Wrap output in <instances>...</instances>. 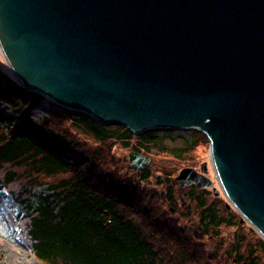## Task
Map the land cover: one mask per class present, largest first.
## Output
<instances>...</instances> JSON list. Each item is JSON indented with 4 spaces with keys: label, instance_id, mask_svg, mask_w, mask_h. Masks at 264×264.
Masks as SVG:
<instances>
[{
    "label": "water",
    "instance_id": "95a60500",
    "mask_svg": "<svg viewBox=\"0 0 264 264\" xmlns=\"http://www.w3.org/2000/svg\"><path fill=\"white\" fill-rule=\"evenodd\" d=\"M0 49L23 87L96 121L197 126L219 189L206 162L176 180L264 239V0H0Z\"/></svg>",
    "mask_w": 264,
    "mask_h": 264
},
{
    "label": "trees",
    "instance_id": "16d2710c",
    "mask_svg": "<svg viewBox=\"0 0 264 264\" xmlns=\"http://www.w3.org/2000/svg\"><path fill=\"white\" fill-rule=\"evenodd\" d=\"M37 97L36 94L20 88L14 83L13 78L0 71V101L14 103L17 98H21L25 107ZM20 111L22 112V109ZM54 118L56 117L52 118L53 121ZM49 121L50 119L43 125H37L24 115L20 134L6 135L0 128V170H4L0 183L11 189L20 209V216L23 218L22 228L31 240V250L35 259L43 264H169L159 257L158 250L153 245L157 236L156 231L147 235L145 233L147 226L140 230L141 225L136 222L137 219L127 217L120 207V203L131 205L135 202L137 188L133 187V184L127 187L118 186V182L124 179H121L118 172L107 169L111 161H100L101 158L92 151L86 159L89 161L87 167L93 165L98 169L95 176L99 178V183L92 184L87 175L72 173L76 167H70L67 159L63 157L66 146L61 141L54 140L47 132ZM70 124L78 132L88 133L96 140L106 141L114 138L124 147L129 146L131 137H135L138 146L135 145L134 149L145 152H150L151 148L156 147V151L164 148V151L179 156L188 153L187 151L194 145L192 142L182 148L167 150L151 138V131L132 134L120 127L111 130L83 118H73ZM6 165H10L11 168H7ZM25 166L35 173L72 174L47 186L52 190V195H40L36 203H32L29 198L30 188L33 186L31 183L24 187H28L27 189L20 185L16 192L12 188L20 178L21 173L17 172V168ZM138 173L137 181L147 180L151 176L149 168ZM114 176H117V180L113 179ZM164 180L168 181L167 178ZM130 182L133 183L131 180ZM156 182L161 183V177H157ZM100 185L105 191L96 190L95 187ZM123 188L127 192L123 191ZM112 189L121 192V196L112 197L110 195ZM170 193L169 189L168 196ZM206 193V190L192 188L188 196L196 202L199 210L197 219L199 228L205 234L212 231L213 235H217L222 225L233 226L236 220L232 215L228 218L222 215L218 201L216 199L208 201ZM170 207L175 211L173 205L169 206L168 210H173ZM145 211L146 207L141 215H145ZM255 245L264 253L263 239H259ZM230 250L234 252L233 257L237 263L247 260V264H260L254 248H250L246 258L241 254L243 253L241 243H234Z\"/></svg>",
    "mask_w": 264,
    "mask_h": 264
},
{
    "label": "rangeland",
    "instance_id": "374dc122",
    "mask_svg": "<svg viewBox=\"0 0 264 264\" xmlns=\"http://www.w3.org/2000/svg\"><path fill=\"white\" fill-rule=\"evenodd\" d=\"M0 71L6 76L11 75L1 49ZM29 105L28 108L34 105L30 108L31 117L39 121L44 116V109L47 106L46 99L38 97L34 101L31 100ZM6 112L9 114L11 110L7 108ZM49 119L47 130L59 137L61 136L67 142L70 141L76 147L72 149V161L77 160L75 161L77 167L72 173L78 172L79 174L87 175V179L92 184L99 183V178L95 176L98 169L93 165L85 168L89 164L86 159L92 151L96 152L98 158H101L100 161H111L107 169L118 172L121 175V179H124L120 182L115 181L118 182V186L127 187V185L133 184V187L137 188L134 197L135 202L131 205L120 203V207L127 217H135L137 219L136 222L140 223L141 227L147 226L145 232L147 235L156 231L157 236L153 245L158 250L160 258H163L169 264H247V260L237 263L233 257L234 252L230 250L234 243L239 242L243 252L241 254L245 258L250 248H254L257 251L256 256L259 257L260 264H264V253L255 245L262 237L251 224L244 219L240 220V214L221 193L218 196H214L211 190L204 189L207 191L206 197L208 201L216 199L220 206L221 214L227 218L232 215L236 220V224L233 226L222 225L217 235H213L212 231L205 234L197 225L199 210L196 202L186 195V189H180L178 185L175 186L173 184L175 181L169 178V175L177 174L182 167L191 165L198 169L203 162H206L208 176L218 186L214 180V173L210 165L209 142L201 131L186 130V138L172 137L171 133L165 136L162 130L159 131L157 138L154 140L166 147L167 150L182 148L192 144V142L194 145L187 151L188 153L179 156H174L171 152L164 151V148L156 151V147H153L151 152H149L151 161L148 166L151 176L147 180L137 181L139 170L132 169L128 163V153L131 150H137L134 149L137 143L135 137H131L129 146L124 147L121 142L114 138L102 141L94 139L88 133L78 132L70 124V118L66 119L63 117L62 122H59L57 118H54V121L48 117ZM21 121L23 119L20 117V124L16 125V130L20 129ZM112 126L116 128V125ZM181 132L177 131L175 134H181ZM77 149L82 151V161L76 157L78 156L76 153ZM139 152H143V150L140 149ZM6 167L9 168L10 165H6ZM3 172L4 170L1 169L0 178ZM17 172L21 174L20 178L17 179L18 182L12 185L14 192L19 189L20 185L23 189H27L28 187H24L29 186L31 183L33 186H31L29 194L40 193L43 189L46 191L47 186L50 184L57 183L62 178L72 174L71 172L35 173L31 172L27 166L17 168ZM157 177H161V183L156 182ZM165 178L168 181H165ZM113 179L117 180V176H114ZM95 188L96 190L105 191V188L101 185ZM126 189L128 190V188ZM169 189L171 192L170 196L167 194ZM123 191L126 190L123 188ZM121 194V192L118 193L114 189L110 191L112 197L118 198ZM162 202L163 205H161ZM172 205L175 207V211L174 209L168 210L169 206ZM145 207L146 212L151 211L153 213V216L146 220H144V215H141L143 214L141 210ZM16 214L17 209L12 205L9 196L3 190H0V264H38L31 252L29 237L20 234L19 230H17L18 219Z\"/></svg>",
    "mask_w": 264,
    "mask_h": 264
},
{
    "label": "bare ground",
    "instance_id": "6f19581e",
    "mask_svg": "<svg viewBox=\"0 0 264 264\" xmlns=\"http://www.w3.org/2000/svg\"><path fill=\"white\" fill-rule=\"evenodd\" d=\"M20 88H22V89H24L25 90V87H23L22 85H20L19 86ZM19 99V102L22 104L23 103V101H22V99L21 98H18ZM29 104V103H28ZM93 119V118H92ZM93 121L95 122V123H97V124H99V125H101V126H103V127H105V128H110L111 130H113V129H115L111 124L109 125V124H106V123H104V122H99V121H96V120H94L93 119ZM114 125H116V127H120V128H123V129H126L127 131H129V132H131L132 134H140V133H142V132H139V133H137V132H134V131H131L130 129H128L126 126H124V125H118V124H114ZM112 126V127H111ZM197 126H193L191 129H194V130H199L200 131V129L199 128H196ZM47 132H48V134L54 139V140H56V134H54V133H52V132H49L48 130H47ZM183 132H181V134H182ZM147 211V210H146ZM145 211V215L143 216L145 219H150L152 216H153V213L151 212V211H149V212H146ZM140 230H143V228L142 227H140Z\"/></svg>",
    "mask_w": 264,
    "mask_h": 264
}]
</instances>
